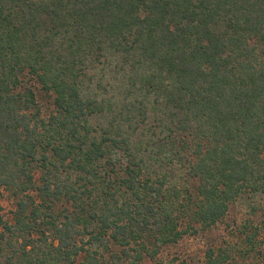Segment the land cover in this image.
<instances>
[{"label": "trees", "instance_id": "trees-1", "mask_svg": "<svg viewBox=\"0 0 264 264\" xmlns=\"http://www.w3.org/2000/svg\"><path fill=\"white\" fill-rule=\"evenodd\" d=\"M25 72L55 94L47 120L18 91ZM117 150L130 162L106 185ZM190 180L203 229L264 191V0H0L6 264H107L111 241L129 264L155 257L187 232ZM232 259L209 249L205 264H245Z\"/></svg>", "mask_w": 264, "mask_h": 264}, {"label": "rangeland", "instance_id": "rangeland-1", "mask_svg": "<svg viewBox=\"0 0 264 264\" xmlns=\"http://www.w3.org/2000/svg\"><path fill=\"white\" fill-rule=\"evenodd\" d=\"M22 83L18 91L25 92L31 89L35 92L36 109L40 115L48 119L56 111L54 103L55 94L47 91L39 83L36 76L25 72L21 76ZM129 158L123 150L108 156L102 171L106 182L119 179L125 175V167ZM43 170L41 166L34 168V187L29 190L39 201L37 186L41 184ZM197 183L190 180L185 184L182 196L183 208L178 212L179 227L187 232L176 243L160 247L155 257L145 255L137 264H205L209 249L215 251L227 250L232 254V262L245 264H264V191H247L237 201L230 204L227 213L211 228L203 229L202 225L193 219V210L196 209ZM18 197L9 188H2L0 194V234L5 230V223L14 221ZM56 213L72 212L74 206L65 199L56 200L53 204ZM7 234V233H6ZM83 235H79L81 238ZM89 235H84L88 240ZM80 240V239H79ZM0 250L4 241L0 236ZM116 254L118 256H116ZM120 257V258H119ZM100 258L107 264H129L130 259L125 258L122 247L113 241L109 249L102 252ZM84 256L78 257L72 264H83ZM0 263H5V253H0ZM231 264V263H227Z\"/></svg>", "mask_w": 264, "mask_h": 264}]
</instances>
